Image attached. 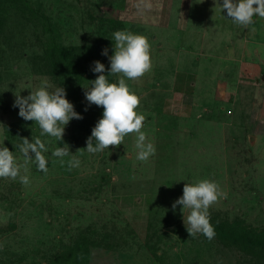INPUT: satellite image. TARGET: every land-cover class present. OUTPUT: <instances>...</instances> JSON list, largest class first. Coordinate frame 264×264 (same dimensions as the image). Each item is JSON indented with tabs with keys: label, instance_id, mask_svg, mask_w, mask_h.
Wrapping results in <instances>:
<instances>
[{
	"label": "rangeland",
	"instance_id": "1",
	"mask_svg": "<svg viewBox=\"0 0 264 264\" xmlns=\"http://www.w3.org/2000/svg\"><path fill=\"white\" fill-rule=\"evenodd\" d=\"M132 0H0V147L24 163L22 138L45 143L48 172L27 163L28 184L0 177V264H264V45L222 12L223 0L187 7L180 34L165 38L145 25ZM255 18V16L253 17ZM148 38L151 70L126 79L140 97L143 131L156 152L136 159L135 135L91 154L86 141L102 118L85 88L94 61L110 69L114 32ZM107 48L108 55H102ZM119 75H109L118 83ZM258 79V82L256 81ZM47 81L63 87L83 119L65 126L63 141L41 135L13 107ZM85 87V88H84ZM254 140L251 141V138ZM69 145L71 155L52 152ZM78 149H82L77 151ZM33 156L34 154L30 153ZM78 159L68 169L67 161ZM216 182L226 198L209 208L215 236L189 237L185 183ZM11 225V224H10Z\"/></svg>",
	"mask_w": 264,
	"mask_h": 264
},
{
	"label": "clouds",
	"instance_id": "2",
	"mask_svg": "<svg viewBox=\"0 0 264 264\" xmlns=\"http://www.w3.org/2000/svg\"><path fill=\"white\" fill-rule=\"evenodd\" d=\"M151 3L141 0L137 8L143 10L151 9ZM222 12L226 10L227 18L235 24L247 28L254 23L253 17L264 18V0H223L220 5ZM114 54L109 57L110 69L105 74V65L100 61H94L92 71L99 73L97 78L90 81V87L85 88V98L90 105L103 108L102 118L98 120L87 138L86 150L95 154L112 148H118L123 144L129 134H134L136 159L147 162L156 152L155 146L147 142L144 127L145 116L139 114L137 109L140 105V97L129 88L126 79L135 81L143 77L151 70V45L148 38L133 34L127 30H118L114 34ZM102 55L107 56L105 48ZM109 75H119L118 83H110ZM51 85L44 81L36 90H30V94L22 97L15 94L16 98L13 107L19 108V116L25 121L35 122L41 129V135L56 138L62 142L65 134V126L73 119H83L82 115L74 110V105L66 99V91L63 87H56L50 90ZM18 145L19 151L23 154L24 163L18 164L13 152L7 147H0V177H19L20 182L28 184L26 175H20L21 168L27 171V163L34 161L38 170L48 172L46 157L42 154L47 152L46 145L40 138L29 142L28 138H22ZM82 150L78 149L77 151ZM30 153L34 154V158ZM52 155L60 158L63 165V157L70 156L69 145L57 147ZM80 161L74 157L67 161L68 169L78 167ZM219 185L211 180L203 179L193 184L185 183L183 194L173 204L175 210L177 205H182V214L185 209L188 215H183L184 225L189 237H196L202 234L211 240L215 236V230L210 223L209 208L217 203L221 197L226 198Z\"/></svg>",
	"mask_w": 264,
	"mask_h": 264
},
{
	"label": "crops",
	"instance_id": "3",
	"mask_svg": "<svg viewBox=\"0 0 264 264\" xmlns=\"http://www.w3.org/2000/svg\"><path fill=\"white\" fill-rule=\"evenodd\" d=\"M141 2V0H132L133 3ZM204 0H146L151 3L152 7L149 10H139L141 19L145 20V25L155 29L156 33L164 37L166 40L168 35L180 34L179 21L184 17V11L187 7L195 10L200 7ZM258 20L254 27V35H261L264 45V18L255 16ZM264 64V59H263ZM263 75V74H262ZM261 79V78H260ZM258 82V79H256Z\"/></svg>",
	"mask_w": 264,
	"mask_h": 264
},
{
	"label": "trees",
	"instance_id": "4",
	"mask_svg": "<svg viewBox=\"0 0 264 264\" xmlns=\"http://www.w3.org/2000/svg\"><path fill=\"white\" fill-rule=\"evenodd\" d=\"M4 182V181H3ZM3 182H1L0 187L3 186ZM0 201L6 204L9 200L8 196L4 193L0 194ZM9 203V202H8ZM9 213V221L11 222L9 225H3L0 224V235L10 234L13 232V230L16 228V225L14 223V213L12 208L7 211Z\"/></svg>",
	"mask_w": 264,
	"mask_h": 264
},
{
	"label": "water",
	"instance_id": "5",
	"mask_svg": "<svg viewBox=\"0 0 264 264\" xmlns=\"http://www.w3.org/2000/svg\"><path fill=\"white\" fill-rule=\"evenodd\" d=\"M261 81L264 83V74L261 76ZM254 140V137L251 138V141Z\"/></svg>",
	"mask_w": 264,
	"mask_h": 264
}]
</instances>
